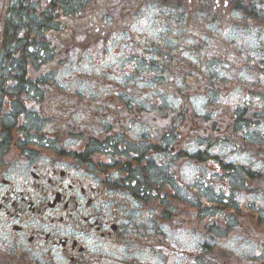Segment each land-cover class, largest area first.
I'll return each mask as SVG.
<instances>
[{"label": "flooded vegetation", "instance_id": "obj_1", "mask_svg": "<svg viewBox=\"0 0 264 264\" xmlns=\"http://www.w3.org/2000/svg\"><path fill=\"white\" fill-rule=\"evenodd\" d=\"M56 1L0 0V264H176L167 256L173 257V251L183 254L185 264L188 260L191 264H264V228L262 224L257 228L264 207L259 210L263 204L257 199L239 195L237 190H244L239 183L233 194L214 197L222 204L216 224L208 218L214 213L208 205L210 197L204 196L203 204L195 206L193 195L189 196L178 214L175 206L176 224L202 240L197 251L179 249L152 224L141 225L134 218V212L139 217L147 209L145 194L137 188L143 180L134 176L162 165V140L165 147H176L160 130L162 121L177 118L174 110L162 117L165 103L173 99L181 109L184 102L193 123L196 117L202 128L212 122L230 131L228 120L219 116L225 94L219 92L215 100L213 93L221 91L218 87H231L235 79L227 83L226 78L216 77L209 63L226 68V54L220 53L221 41L226 43L220 39L222 30L264 29V0H149L159 10L152 18L147 17V0H84L78 6ZM20 9L21 26L15 16ZM141 17L148 32L144 39L141 36L143 41L137 40L144 44L142 55L118 60L113 40L131 33V24ZM158 25L161 42L156 46L152 29ZM177 26L189 29L185 42L191 49L182 55L185 61L177 59L175 46L162 47L178 42L169 36ZM209 28L216 29L213 35ZM263 47L260 41L258 48ZM235 48L230 46L232 57ZM109 51L116 61L108 64L113 77L104 79V87H95L90 83L93 79H81L82 74L75 72L85 54L93 58L102 52L96 56L102 62ZM157 51L156 57L149 54ZM23 52L29 57L27 68H11L13 61L7 55L22 58L15 59V65L24 64L19 54ZM237 53L238 61L229 63V68L247 66L251 76L264 75V61L258 62L246 49ZM65 72L76 74L73 87L78 83V89L63 82L69 78L65 75L70 76ZM236 74L233 87H243L239 71ZM137 78L146 84L136 82ZM260 80L247 85L254 105L231 117L239 133L234 146L253 155L246 166H236L245 169V192L250 195L258 190L257 153L264 159V132L260 137L257 132L258 124H264V93L252 88ZM83 86L91 92L81 91ZM197 86L204 87L207 100L202 108L185 102L186 93L197 92L201 88ZM250 112L256 114L255 123L238 122ZM195 131L188 127L187 161L204 174L209 158L207 153L197 155L203 152L199 140L198 150L193 149L194 136H200ZM193 182L185 190L187 195L193 193ZM259 193L264 199V187ZM234 241L242 244L241 251H232ZM245 245L251 249L247 251Z\"/></svg>", "mask_w": 264, "mask_h": 264}, {"label": "rangeland", "instance_id": "obj_2", "mask_svg": "<svg viewBox=\"0 0 264 264\" xmlns=\"http://www.w3.org/2000/svg\"><path fill=\"white\" fill-rule=\"evenodd\" d=\"M85 1L81 0L80 5H84ZM91 3H93V1L91 0ZM147 5L150 7V10L147 9V12H149L147 14L148 18H152L151 16L159 11L156 7L150 6V5H155L153 1H149L147 0ZM147 7V8H149ZM131 24V23H130ZM131 27V33L129 34H125L124 38H117L114 39L113 42L116 44V47L114 50H116V58L118 60H121L122 57L124 56L125 59H127V57H129V60H131L133 57L136 56L137 53H139V55L141 56L142 53L140 52V48L144 46L143 43L138 42L137 40L140 38V41L145 38V36L148 35V32L146 31V29L144 28V19L143 17H141V19H138L137 21H134ZM157 29V32H156ZM152 29V31L154 32L152 34V38L155 39L154 40V44L156 46H158L160 44V31H159V25L156 26ZM174 31L169 35L170 39H173L174 41H178L176 43H172L173 45L177 44V46H175L173 48V50H175L176 52L175 55L177 57V59L179 61H182L184 58L182 55H186V53L191 49V44H188L185 42V36L187 35L185 33V30H189L185 27H173ZM211 33V35H213V32H215V28H209L208 29ZM181 31V32H179ZM221 37L220 39H224L226 41V43H224L223 41H221V46H220V53L226 54V57L223 58V61H225V70L222 69L221 66L218 65H214V63H209V67L211 68L212 72L215 74V76L217 77V74L219 76L224 77V79H227V83L230 82L231 78H234L235 81L232 82L231 87H218L221 89V91H216L213 93L215 100H217V95L220 92V94H225V98L223 100V107H220V118L221 119H227L229 113H233V110L235 108V106L239 105V106H252L254 105L253 102H255V99L253 98V96L249 95V89L247 87V85H249L250 83H253L254 81H256L257 79H263L261 81H258L259 84L260 82L264 83V75L260 76L259 74L255 75V76H251L250 74V70H247V66L246 68H237L236 66H232L231 68H229V63H236L238 61L237 59V52L240 51H244V49L247 50V54L256 57V59L258 60V62L260 60L264 61V47L263 49L258 48L259 42L260 41H264V29H259L256 30L254 28H250V27H245L244 28H237V29H226L222 30L221 32ZM257 33V34H255ZM142 36V37H141ZM215 36H218L217 34ZM111 36H109L110 39ZM121 40V41H119ZM236 45L237 48H239L240 50H238L237 48L234 49V54L233 57L229 54V52L231 50L230 46L232 45ZM109 45V44H108ZM244 48V49H243ZM210 49H213V46L210 45ZM263 50V53L262 51ZM213 51H215L213 49ZM193 53H196L195 50L192 51ZM102 53V52H100ZM99 53V54H100ZM82 54H85V52H83ZM98 54V55H99ZM150 55L153 56H157L159 54V51L157 52H149ZM96 55V56H98ZM108 55V56H107ZM110 55V56H109ZM94 56L93 58H90L87 54H85V57L82 61V63L79 65V67L76 65L77 69L75 70L76 73H81L82 77L81 79H86V78H91L93 79L92 81H90L91 84L95 85V87H104L105 86V81L104 79H110L113 77V74L110 73V70L108 69V64H110L111 62H115L116 60H111L112 55L110 54V51L107 52V54H105L103 56V61L100 62L99 58ZM122 56V57H120ZM255 59V58H253ZM128 60V59H127ZM240 60H242V57H240ZM185 61V60H183ZM107 65L106 69L105 66ZM182 65V64H181ZM132 66L130 65L129 68H131ZM215 67V68H214ZM262 67L264 69V62L262 63ZM105 69V70H104ZM216 69L218 70L216 72ZM236 71H239L242 80H244V82H240L243 85V87H233V85L235 84L237 78H238V74H236ZM148 73V71H146ZM249 72V73H248ZM66 74H70L65 72ZM63 76V75H62ZM61 76V77H62ZM71 76V77H70ZM69 75H65L66 78H68L67 80L63 81L64 83L68 84L69 88L72 89H78V83L75 85V87H73V82L75 79H77V76L74 72H72ZM118 79H120L119 77H116ZM64 79V78H62ZM99 79H101V82L99 81ZM83 80V82H84ZM140 80V78H137L135 81L138 82ZM127 80H120V83L122 84H126ZM139 83L141 84H146L145 80L139 81ZM184 84V83H183ZM237 84V82H236ZM258 84V85H259ZM172 85L174 86V88L176 87V82L172 81ZM257 85L252 87L255 90H257L258 92H262L264 93V87H259ZM71 86V87H70ZM197 87H201L200 89H198V91L196 92H188L186 93V100L185 102L188 103L190 106L193 105L197 108H202L203 106H205L207 104V100L205 98V93L204 91V87L202 86H197ZM146 88V87H144ZM81 91H83L84 93H90V88L89 87H81L79 88ZM151 97L153 99H159V100H163L162 97H156V95H151ZM190 100V101H189ZM214 100V99H213ZM170 104L172 102H174L175 100H169ZM165 107H163V109L160 111L161 114H163V118L168 114L171 113L173 110H177L173 104L170 107V104L165 103ZM258 104H260V102L256 103V105L258 106ZM259 107V106H258ZM213 108L210 106L208 110H212ZM238 114L241 115L242 113V109L241 112H239V110L237 109ZM180 112V111H179ZM190 113L188 112V115ZM182 116L185 117L186 120V124L187 127H194V129L198 130L200 132V136L198 137V139L201 138V133H206L209 134L210 130L212 129L211 127L214 125V123L210 122L208 123L207 127L203 128V131L201 130V128L199 127V125H196L195 122L193 123V121H191V118L189 119L187 117V114L185 112H182V114L178 115V118H176V120H178L179 118H181ZM195 118V117H194ZM228 120V119H227ZM159 121V119L157 120V122ZM232 121V120H231ZM164 122H170L169 119H166ZM243 125V123H242ZM163 131L165 132L166 135H168L171 138H174L175 136H180V132L178 129L176 128H170L168 125H164L163 124ZM257 132H258V137H260L261 135V131L264 132V126L261 127V125L257 126ZM252 129L249 128V131ZM209 135H212V130L210 132ZM205 145V143H204ZM207 156L209 158V155L211 154V157L216 158L217 160L221 161V163L224 166H227L228 169V174L227 175V187L226 186H218L217 190H220L222 192H228L229 190H232V188L236 187L237 183H239L241 185V187H244V190L242 191H238L239 195L243 196L244 198H248V199H257L260 203H262L263 207H264V199H263V195L260 194L258 191L261 192L260 189H258L256 191V194L250 195L249 192H245V182L244 181V173H245V169L244 168H238L240 170H237V168H232L231 164L233 163H239L241 165H247L249 164V162L252 160L251 157L253 156L250 153H245L244 150L236 148L233 145H231L230 143H221L218 142L216 140H211V142L208 144L207 147ZM262 159L263 157L260 156L259 154H257V163L258 166L257 168L260 169L262 166ZM216 168H214L213 166H208L207 169L204 170V173H208L212 172V170H214ZM199 170L195 169V166H187V165H183L181 170H180V175L182 176V178L185 180L188 178H191V180L196 179L197 175L199 174ZM214 172H218V171H214ZM219 173V172H218ZM191 180H187V181H191ZM240 187V189H241ZM240 199H243L242 197ZM136 207V206H134ZM137 208V207H136ZM141 214V213H140ZM134 218L135 221L138 219H140V222L143 223L144 225L146 224H151L149 221V213H142L141 215H139L138 217V213L134 212ZM153 223V222H152ZM170 222H164V221H160L158 225H156V229L158 230V232H165L167 234V238L169 239V241H171V243L173 245H176L177 247H179V249L181 250H189V251H197V247L199 244L202 243V240L199 242L198 238H193L190 237L191 231L188 230L186 228V226L183 225V228L179 227L178 225L174 226V229L170 226L171 224H169ZM161 224V225H159ZM153 225V224H152ZM151 227V225H150ZM185 227V229H184ZM155 242L157 241V238L154 237ZM135 242L139 243L140 241H138L135 237ZM232 244H228L226 246H229ZM242 244H238L236 241L233 242L232 245V251L238 252L241 251L242 248ZM256 246H252V250L255 249ZM229 249V247H228ZM244 249H246L247 251L249 249H251V245H245ZM231 250V249H229ZM170 252L172 253V250H170ZM132 254V253H131ZM171 261H173V263L176 264H185L186 260L183 257V254L177 251H173V257L171 254L167 255ZM188 264H191V261L188 260Z\"/></svg>", "mask_w": 264, "mask_h": 264}, {"label": "trees", "instance_id": "obj_3", "mask_svg": "<svg viewBox=\"0 0 264 264\" xmlns=\"http://www.w3.org/2000/svg\"><path fill=\"white\" fill-rule=\"evenodd\" d=\"M26 1L27 0H22L23 3H26ZM59 1H61L60 3L65 2V3L72 4L71 6L76 5L75 0H57L56 2L58 3ZM68 7L69 6H66V9H68ZM23 14H25V12H23ZM21 15H22L21 9L16 10L15 16L16 18H18V20H20L19 26L23 25L22 24L23 19ZM19 26H17V30H19L18 28ZM19 34L20 32H18V36ZM26 36H28V34H26ZM164 46H167V48L170 49L173 46H177V44L175 45H173L172 43H167V45L162 44V47ZM19 54H21L24 57L23 59L24 64L18 63L17 65H15L14 64L15 59L22 60V58L19 56H16L14 53H12V55H7V60L13 61V63L11 64V68L13 67L21 68L23 66L27 68V60L29 58L28 55L24 52L19 53ZM258 74L260 76L263 75V73H258ZM20 75L24 76L25 72H20ZM158 92L160 93V91ZM155 110L157 109L151 108L152 112ZM255 115H256L255 113H251V112L246 113L245 115L243 114V116L238 118L237 120L238 122H243L244 126L249 125V123L250 124L255 123V120H254ZM181 118L179 119V122L176 126V129H178L180 132V136H178L177 138V144H178L177 157H172L173 152L171 148L168 149L167 150L168 156L165 158L164 161H162V165H160L158 169L156 168V166H152L153 168L152 170H150V167H151L150 166L149 168L146 169V171L141 172L140 174H136L134 176L137 179L139 178L143 180L141 187L139 184L137 188L138 189L141 188L140 190H142V193L145 194L146 199H145V203L143 204V206H146L147 208L152 209V212H151L152 215H156V214L160 215L164 220L173 219L175 206L177 207L176 208L177 214L178 212H181V210L184 209L185 204L188 202L189 196L193 195L195 206H201L203 204L204 196L210 197V200H208L209 201L208 205L210 206L211 209L214 207L213 208L214 213L209 215L208 218H209V221L216 224L218 221L217 218L218 217L221 218L222 216V212L220 211L222 204L219 201H217V198H214V197L224 195L222 191L217 190L218 186L222 187L220 173L222 172L223 166L219 160H216V158L211 157V154H210L209 155V165L213 166L216 169L212 170V172H210L208 176L206 175V173L205 174H203V172L200 173V176L197 177V180H198L197 183L194 184V187L192 188L193 193L187 195V191H186V195H185V190L188 189L189 183H186V181L183 178H180L179 166L183 160L187 159L186 146L184 148L182 146L181 141H184V142L186 141L188 128H186L187 124L185 123L186 122L185 117L183 116ZM233 123L230 124L229 122L230 131H227V130H225V132L222 131L221 128L217 127L218 125L215 123L211 127L212 135H209L211 130L209 134L201 133V139H200L201 146L202 147L207 146L211 142V140H216L218 142H223V141L231 142V143L235 142L236 136L239 133L237 134L234 131V129H236L238 125H235V124L233 125ZM242 132L244 133L245 129H243ZM223 135L226 137V139ZM242 138H244V136ZM203 154L204 155L206 154L204 150L203 152L200 151L197 155L202 157ZM261 167L264 169L263 166ZM214 171H218L219 173L214 172ZM258 175L263 176L264 170L260 169L258 172ZM173 195H176L174 199H172ZM258 220H259V224L257 228L261 226L260 224L264 226V218L259 217Z\"/></svg>", "mask_w": 264, "mask_h": 264}]
</instances>
